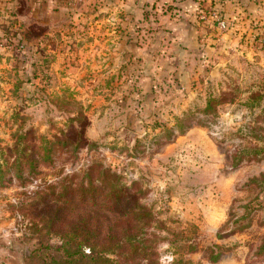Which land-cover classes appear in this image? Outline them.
<instances>
[{
  "label": "rangeland",
  "instance_id": "374dc122",
  "mask_svg": "<svg viewBox=\"0 0 264 264\" xmlns=\"http://www.w3.org/2000/svg\"><path fill=\"white\" fill-rule=\"evenodd\" d=\"M208 19L214 34L227 37L200 53L185 75L187 65L178 63L145 82L151 65L102 62L95 51L83 60L73 45L54 56L42 31L31 27L0 36V164L15 133L59 135L77 104L89 142L77 157L57 154L55 169L41 168L44 175L27 187L9 175L0 181V221L11 225L2 235L19 234L13 236L23 250L10 264H39L41 243L47 248L18 210L22 203H31L52 173L82 174L94 163L142 191L166 238L160 264H264V152L247 151L237 167L231 158L249 145L264 148V16L248 17L245 28V18L199 17ZM222 95L236 102L221 105L216 117L204 115L210 97Z\"/></svg>",
  "mask_w": 264,
  "mask_h": 264
},
{
  "label": "trees",
  "instance_id": "16d2710c",
  "mask_svg": "<svg viewBox=\"0 0 264 264\" xmlns=\"http://www.w3.org/2000/svg\"><path fill=\"white\" fill-rule=\"evenodd\" d=\"M235 102L236 97H210L203 114L216 117L221 105ZM74 116L66 129L52 138L32 131L15 133L14 144L1 151L7 154L0 164V181L9 175L10 180L27 187L44 175L41 168L55 169L57 154L77 157L89 146L85 136L88 123L78 104ZM190 119L187 115L179 120L181 133L187 131ZM247 151L260 154L264 148L249 145L235 152L231 155L233 166L244 162ZM51 176L53 181L45 182L34 192L31 203H22L18 209L31 219L33 234L47 238V248L42 249L41 243L37 252L39 264H160L158 247L166 238L160 236V222L143 203L142 191L136 186H128L121 175L101 163H94L82 174L61 171ZM260 253H264V237Z\"/></svg>",
  "mask_w": 264,
  "mask_h": 264
},
{
  "label": "crops",
  "instance_id": "0c3cea01",
  "mask_svg": "<svg viewBox=\"0 0 264 264\" xmlns=\"http://www.w3.org/2000/svg\"><path fill=\"white\" fill-rule=\"evenodd\" d=\"M220 13L232 21L245 18V28L248 17L264 16V0H0V36L31 27L42 31L48 53L54 56L74 46L83 60L95 51L102 62L151 65L153 69L142 76L145 82L178 63L187 65L180 71L185 75L200 53L221 43L227 36L214 34L210 19L199 21L204 14L210 18ZM120 51L128 54L120 57ZM9 226L0 221V264L17 261L23 251L14 237L19 234L2 235Z\"/></svg>",
  "mask_w": 264,
  "mask_h": 264
},
{
  "label": "built area",
  "instance_id": "2783aa9c",
  "mask_svg": "<svg viewBox=\"0 0 264 264\" xmlns=\"http://www.w3.org/2000/svg\"><path fill=\"white\" fill-rule=\"evenodd\" d=\"M220 26H221L222 28H225V27H226V23H225V22H221V23H220Z\"/></svg>",
  "mask_w": 264,
  "mask_h": 264
}]
</instances>
